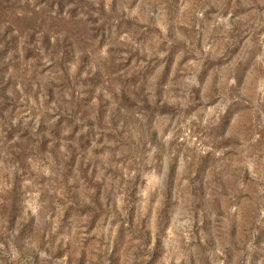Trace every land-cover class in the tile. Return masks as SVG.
Instances as JSON below:
<instances>
[{
  "label": "rangeland",
  "instance_id": "374dc122",
  "mask_svg": "<svg viewBox=\"0 0 264 264\" xmlns=\"http://www.w3.org/2000/svg\"><path fill=\"white\" fill-rule=\"evenodd\" d=\"M0 264H264V0H0Z\"/></svg>",
  "mask_w": 264,
  "mask_h": 264
},
{
  "label": "trees",
  "instance_id": "16d2710c",
  "mask_svg": "<svg viewBox=\"0 0 264 264\" xmlns=\"http://www.w3.org/2000/svg\"><path fill=\"white\" fill-rule=\"evenodd\" d=\"M4 30H5V29H4ZM8 30H9V29H6V30L4 31V34H6V33L8 32Z\"/></svg>",
  "mask_w": 264,
  "mask_h": 264
}]
</instances>
